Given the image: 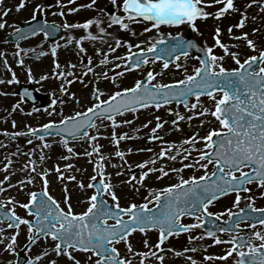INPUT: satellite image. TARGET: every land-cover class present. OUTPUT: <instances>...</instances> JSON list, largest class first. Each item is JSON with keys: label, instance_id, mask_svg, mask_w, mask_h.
I'll use <instances>...</instances> for the list:
<instances>
[{"label": "snow or ice", "instance_id": "1", "mask_svg": "<svg viewBox=\"0 0 264 264\" xmlns=\"http://www.w3.org/2000/svg\"><path fill=\"white\" fill-rule=\"evenodd\" d=\"M2 3L3 0H0V4ZM75 3L76 0H67V4L63 0H56V5L60 9L58 14L65 16V8H67L68 13H76L85 7L95 8L97 0H89L88 4H80L75 7L68 6ZM111 4L117 11L107 12L103 8L97 10L107 16L106 27L104 26L105 21L99 15L82 23L72 24L65 21L63 27L65 29L83 28L86 31V35L78 39L73 36L67 38L66 44L75 43L78 46V55L79 53H86V49L82 46L83 41L99 40L106 42L104 40L105 36H112L114 42V45H108L109 52L115 53L118 48L127 47L128 51L124 56L114 57L115 60H120L122 63L114 64L113 67L116 69L122 68L123 70L116 72L111 77L113 83L126 72L139 69L142 65L155 63V60L163 59V68L167 69L172 60L166 57H173L174 53L179 52V55L174 56V59L178 61L181 55L188 57L187 48L197 47L191 41L178 40L171 47H164L157 51L158 43H163L161 39L160 41H153L147 48H143L141 45L147 43V41L141 40L139 43L133 44L129 40H122L108 31L113 26H118L120 30L131 31L133 36H136L137 33L130 25L141 22L150 24L149 27L143 29V32L159 29L161 25H180L183 23H188L194 30L199 31L195 23L197 19H208L211 17L219 20L227 14L240 12L239 22L230 25L227 29L228 37L231 40L246 42L247 46L258 52V54L247 56L246 59L241 61L239 53L231 51L233 47H239V44L230 45L224 43L222 39L223 30L217 25L214 33V45L209 46L205 42L203 48L204 56L199 60L200 66L194 68L192 74H187V68L181 64H175L177 69L184 67L186 75L183 80H177L171 84H153L152 81L158 74L149 70L145 79H138L133 86L123 87L108 94L107 99L102 98L104 92L96 87L92 93L95 102L84 111H76L73 115H63L61 113L59 120L50 119L47 123L40 125L39 128L27 126V131L9 133L7 130H3L2 134L10 136L12 139L20 136H29L43 141V144L39 146L40 163H44L49 158L44 153V149H50L52 144L56 143V141L50 142L46 140L45 137L59 136L60 140L58 143L67 152V155L60 156V160L70 161L73 157L83 155L89 159V162H93L92 157L96 154L94 171L100 176V179L97 180V176L93 175L87 185L82 181L79 182V187L82 189H96L95 193L88 197L89 204L87 210L83 212L77 213L74 211L67 185L64 186V204L67 205V210L49 192L50 181L48 180V173L53 170L61 181L65 179L69 181L76 180L75 175H66V172L76 167L70 162L65 163L63 167L58 163L54 169L41 171L39 175L44 185L41 193H28L29 199L27 203H21L13 197H9L6 202L0 201V244L4 245V251H16L15 246L21 226L26 225L28 229L27 247L29 250L41 239L47 240L50 237L56 242L50 249H45L41 254L27 259L26 264H38L42 259H48V264H60L61 257H66L71 264H82L81 260L74 255L75 252L90 253L87 257L88 264H133V261L122 256L120 250L116 247V244L121 241L126 243L128 252L131 255L141 257L139 264H147L149 257L159 261V264H164L167 251H172L175 256L179 257L184 252H196L198 250L195 246L185 248L183 251H177L172 248L165 249L162 247L164 242L173 235H179L182 232L191 233L193 229L203 226L205 217L215 216L219 219L223 214L209 211V206L219 198L235 192L234 207H238L243 198L253 202L246 205V208L251 209V212L242 216L241 214L245 213V208H240L239 213H233L231 209H228L227 214L231 223L225 222L228 224L227 227L217 225L215 231L206 230L205 233L199 236L189 235V242L203 240L207 236L213 238L214 244L231 245L230 248L225 250L223 255H205L204 259L206 261L227 260L235 253L238 259L234 261V264H264V209L254 207L255 196L252 194V189L247 187V185L255 183L258 188L264 189V48H257L256 41L250 38L248 32L241 31L240 35H236L233 31L234 28L243 30L245 27L248 21L246 9L256 5L261 12H264V0H248L244 5L245 11H241L235 0H122V4H118V0H111ZM25 6L26 0H20L16 5V10L20 11ZM210 8H215V11H208ZM45 9L46 5H35L32 19L35 20L37 13L45 11ZM120 9H122L124 15L118 14ZM10 11V8H0V17H7ZM252 19L255 20L256 17L253 16ZM93 25L98 29L99 35L90 31ZM7 26V20L0 18V29H5ZM54 30L55 25L48 30H45L44 27H37L30 30V34L35 36L42 31L47 37ZM258 31L259 29L257 28L252 29L253 33ZM15 32L18 39L27 38L21 29L17 28ZM142 34L140 33V35ZM16 47L19 49L15 53L17 57L22 52L25 55L28 51L35 52V49H20L18 43ZM59 47L60 45L56 44L51 48L53 57L57 56ZM215 47L221 49L223 55H217L214 52ZM134 48L139 51L134 52ZM96 52L101 57L99 65L106 66L109 63L108 53L104 52L103 49H96ZM149 53H156L155 60L150 59ZM44 55H47V53L40 51L37 58ZM0 57H5L4 66L8 71H12L5 53L0 52ZM226 57L233 59L238 67L231 69L224 67L223 61ZM17 62L23 65L25 61L20 58ZM54 65L55 68L52 75L56 78H64L60 85V91L64 94H69L79 103L75 93H70L69 89L65 87V84L71 85L73 83V80L67 79V77L73 76L75 80L83 83V77L94 71L93 58L90 56L87 58V64L84 65L86 70L80 76L75 74L76 64L71 61L68 62L65 70H61L58 60L54 61ZM29 78L32 79L31 69H29ZM94 78L96 80L101 78L109 79V73L107 71L96 73ZM40 79H48V75L44 74ZM5 82L8 84L18 82L14 71H12L11 79L7 81L0 80V84ZM221 93L222 95L218 96ZM0 94L7 95V93ZM22 96L31 97L32 93L25 89ZM191 96H195V103L190 102L189 97ZM202 96H207L210 101H213L214 108L205 106L200 99ZM53 97L50 105L51 111L45 109L50 117L55 114L54 106L57 103L61 105L65 103L62 98H55V94H53ZM173 101L177 104L182 103L184 108L191 111L192 114L185 116L179 111L169 108L168 112L175 116V119L170 121L173 128L169 131H180L181 121L187 120L190 122L194 117L207 115L215 117L219 121L220 128H213L204 136H200L199 132H195L179 142H169L165 141L163 135L159 134L169 121L156 116L155 127L151 128L147 139L149 142H161L159 152H155L151 148H137V152L148 151L152 152L153 155L136 165L141 170L139 178L133 173L127 181H122V183L131 184L134 190L139 191L136 184L143 186L151 173L159 172L158 180L167 177L169 172L182 173L185 168L204 169V173L200 176L192 175L187 179L179 175L178 183L169 184L160 190H150L151 199L145 197V203H131L127 207H122L120 198L110 182V174L109 178L105 179L104 168L111 154H104L101 151L103 146L98 141L101 138L109 139L117 147L114 155L123 159L126 153L119 149L120 142L138 137L129 136L126 132H118L117 129L122 125H132L136 117L133 119H118V117L130 112L138 113L141 109L153 106L156 109H160ZM17 108H19V103L14 105L12 110L15 111ZM198 108L199 111H197ZM37 110L33 108V111ZM105 121L109 123L106 124L104 123ZM151 123L152 121L149 120L138 128L133 129V131L139 133L142 128H147ZM200 123L203 125L207 121L201 120ZM109 126L112 128L110 135L100 132V128L107 129ZM12 127H17L15 120L12 121ZM92 129H95V134H90ZM39 130H43L44 135L37 136ZM81 139L90 142L91 151L75 152L71 141ZM200 141L204 142L203 149L196 147ZM27 143L29 145L33 144V139L29 138ZM185 145H188V147H185ZM0 147H5V145L0 144ZM35 151L36 149L34 148L28 153H24V155L33 157L20 169L22 172L29 171L25 179L17 181L14 185L10 182V176L14 175V173L5 175L4 179L0 180V193L5 192L7 188L17 187V185L23 189L26 183H34V177L31 173L36 172ZM132 151V148L127 149L129 153ZM194 151L198 153L196 157H192V152ZM20 154L21 149L18 146L16 153L13 155ZM177 157H180L181 160L180 168L163 164L159 168L155 166L157 161L161 159L167 158L175 162ZM5 159H7V163L4 164L3 170L8 172L13 161L8 157ZM189 159L192 160V163H183V161ZM202 161L205 162L202 163ZM149 165L152 166L149 167ZM209 165L213 166L211 172L208 171ZM113 167H117V165H113ZM131 167L129 165V172H131ZM244 169H248V171ZM76 170L80 171L79 168H76ZM236 173H239V176ZM122 174L121 172L116 173L118 176ZM6 182L8 183L5 187ZM241 193H249V195L242 197ZM104 194L111 196L114 202L113 205H109L103 199ZM260 196L264 197V191L260 193ZM153 203L157 207L156 211L149 207ZM6 204H12L13 207L4 210ZM16 205L28 210L34 220H28L18 215L15 210ZM252 213H259L260 215H252ZM186 215L194 217L197 222L194 224L183 223L182 217ZM249 217H251V220L246 227L254 229V231L243 233L240 225L244 220H248ZM110 219L115 222L109 224L108 221ZM5 222H7L8 229L14 228L16 230L10 236L6 234V229L3 227ZM212 223L215 225L216 221L213 220ZM257 225L261 227L258 229ZM153 229L159 232L157 243L150 245L146 239L144 246L148 251H135L128 240L130 235L137 230L146 235L147 231ZM233 230H237L238 234L231 236L227 241L217 235L218 232L231 234ZM254 240H259L260 243L256 244L253 242ZM204 247L206 251L210 245ZM245 248L247 251L244 250ZM157 252L160 254L158 255ZM93 257H96V259H93ZM187 260L190 261V264H198V261L191 256H188Z\"/></svg>", "mask_w": 264, "mask_h": 264}, {"label": "rangeland", "instance_id": "2", "mask_svg": "<svg viewBox=\"0 0 264 264\" xmlns=\"http://www.w3.org/2000/svg\"><path fill=\"white\" fill-rule=\"evenodd\" d=\"M27 1V0H26ZM37 4L46 5L45 11H54L56 13L55 17L51 20H59L57 25L60 27L62 33H66L61 35L58 42H47L42 37L39 39H29L26 41H22L19 43L20 49L30 50L35 49V52L28 51L25 55L23 52L19 57L15 55L19 49H17V44H7L3 40V36L8 35L12 31L15 30L16 26L15 23L18 19L23 21L28 20L30 17V10L31 6H27V9L24 13L21 14L20 11L16 10V3H13L11 0H4L2 5L5 3H9V6L6 7L7 9H11L7 17H0L2 19H6L8 22V26L5 29H0V52L5 53L6 58L8 60V64L11 67V70L15 72L18 82H13L11 84L3 83L0 85L1 93H7V95L0 94V144L5 145V147H0V180H3L5 175L9 173H14V175L10 176V182L12 184H16L17 181L24 180L25 177L29 174V171H20L24 164H26L30 159L28 155H24V153H28L31 149H36L34 153V158L37 161L36 165V172L31 173L34 177V183H26L25 187L21 189L19 185L14 188H7V190L3 193H0V201H7L9 197L15 198L17 201L21 203H27L29 199L28 193L42 190L43 188V180L41 179L39 173L46 169H54L55 166L59 163L61 167L67 162L74 164L76 167L73 168L71 171L66 172V175H75V181H69L67 179L61 181L58 179L56 172L53 170L48 173V180L49 183V192L50 194L55 197L58 201H60L61 206L65 207L67 210V205L64 204V186L67 185L68 192L71 194V204L75 212H83L87 210L89 200L88 197L94 194L93 188H80L79 182H84L87 185L90 182V178L93 175L97 176V180L100 179V176L94 171V162L96 160V154L93 155L92 161L89 162V159L83 155L79 157H73L70 161L60 160L61 155H67L65 148L58 143L60 140L57 137H49L46 138L48 141H56V143L52 144L50 149L45 148L44 153L49 157L44 163L39 162L40 157V148L39 146L43 144V141L38 140L34 137L28 136H20L16 139H12L10 136H6L2 134L3 130H7L9 133L15 131H27V126H31L33 128H39L40 125L47 123L50 119L51 120H59L61 118V113L63 115H73L76 111H84L87 107L91 106L95 100L92 95L94 89L98 87L102 92H104L103 99H107L108 94L115 92L123 87H131L135 83L136 80H140L144 76H146L147 71L152 70L158 75H156L155 79L152 81L153 84H171L177 80H183L185 78V71L184 67L187 68V74H192L194 68L199 67V62L191 55L188 57L181 56L178 61H174L167 69L163 68V63L156 61L155 63H149L147 65L142 66L139 69H135L129 72H126L123 76H120L116 79L115 83L112 82L111 77L116 73L120 72L123 69L119 68L116 69L113 67L114 64H120L122 61L115 60L114 57L117 56H124L128 51L126 46H122L116 50L115 53H111L108 51V45L113 44L112 36H105L104 40L106 42L97 41H88L85 40L82 42V46L86 49V53H79V48L75 43L66 44L67 38L69 36H73L75 38H79L81 36L86 35V31L83 28H74V29H65L63 27L65 21L68 23L75 24L77 22H84L89 18H93L96 16H100L101 19L104 21L107 20V16L99 13L98 9H105L111 11H117L112 4L111 0H97V4L95 8H81L80 13L74 14V17H63L60 16L57 12L60 11L59 7L56 5V0H34ZM65 4H67V0H63ZM248 2V0H235L237 6L241 9V11H245L244 5ZM89 0H76L74 5H68L69 7H75L80 4H88ZM36 4V5H37ZM118 4H122V0H118ZM1 6V4H0ZM1 8V7H0ZM35 8V7H34ZM109 8V9H108ZM5 9V8H4ZM45 11L42 13L45 14ZM65 13L67 14V8L64 9ZM208 11H215V8H210ZM110 12V11H107ZM248 21L243 28L236 29L234 28L233 31L236 35H240L241 31L248 32L250 34V38L256 41L257 48H264V12L260 11V8L256 5H253L251 8L246 9ZM121 12L118 11L120 15ZM21 14V17H20ZM124 15V14H122ZM255 16L256 19L253 20L252 17ZM20 17V18H19ZM61 17L60 19H58ZM240 19V12H234L231 14L225 15L221 19L217 20L215 18H208V19H199L201 22L197 27L199 31L193 29L195 33L197 41L200 43L202 47L205 46V42L207 45L212 46L214 45V33L215 27L219 25L222 32V39L223 42L230 45L239 44V47H233L231 51L239 53V58L241 61L247 58V56L257 55L258 52L250 49L246 42L244 41H236L231 40L228 37L227 29L230 25H234L239 22ZM63 20V22H62ZM105 27L107 26V21H105ZM150 26V24H149ZM180 27L169 31L167 28H161V30H167L170 35H176L178 33L184 32L186 29V25H179ZM132 29H134L137 33L136 36H133L131 31H124L120 30L118 26H113L112 28L108 29L114 36L121 38L122 40H129L133 44L139 43L141 40L147 41V43L142 44L141 47L147 48L149 44L153 41L157 40V34L155 33V29H152L150 32H143L145 27H148L147 23H133L130 25ZM257 28L259 29L258 32L253 33L252 29ZM161 30H158L159 33H162ZM94 34L99 35L98 29L93 25L90 28ZM68 33V34H67ZM73 34V35H70ZM140 33H143L140 35ZM151 38V39H149ZM59 44L60 47L57 49V56L53 57L51 54V48ZM96 49H103L104 52L108 53L109 63L106 66L99 65V60L101 57L97 54ZM40 51H44L47 55L40 56L37 58L38 53ZM134 52L139 51L138 49H133ZM214 52L217 55H223V52L218 47L214 48ZM93 58V66L94 71L93 73H89L87 76L83 77V83L75 80L73 76H68L67 79H72L73 83L71 85L65 84V87L69 89L70 93H75L76 97L79 99V103L76 102L69 94H64L60 91V85L64 78H56L52 75L53 70L55 68L54 61L58 60L59 64L61 65V70H65L66 66L69 61L76 64L75 74L80 76L83 71L86 69L84 65L87 64L88 57ZM20 58L24 59V64H18V60ZM4 59L5 57H0V80L7 81L12 77V71H8L4 66ZM154 60V59H152ZM83 61V63H81ZM181 64L182 68L177 69L175 64ZM224 67L231 69L236 68L238 65L235 63L233 59L230 57H226L223 61ZM29 69H31L32 79L29 78ZM107 71L109 73V79H99L96 80L95 74L96 73H103ZM44 74L48 75V79L41 80L40 77ZM29 82L35 87V90L39 92L42 96L40 100L42 102L41 107L38 108L37 111H33V106L29 107L25 105L23 102L20 101L19 98H16L13 95V90L17 88L19 83H27ZM16 83V84H15ZM53 94H55V98L60 99L62 98L65 103L63 105L57 103L55 107V114L51 117L47 114L45 109L51 111V101L54 98ZM222 95V94H218ZM201 101L205 106L210 108H214V102L210 101L207 96H202ZM190 102L195 103L196 98H191ZM19 103V108L13 111V106ZM32 108V109H31ZM172 108L179 111L181 114L185 116L191 115V111L185 109L183 106L179 105H166L161 107L160 109H156L155 107H149L147 109H141L138 113H126L122 117H118V119H133L132 125H122L120 128L117 129L118 132L121 133H128L129 136H137L138 138L123 140L120 142L119 149L125 151L126 155L123 159L114 155L117 147L113 145L109 139L101 138L99 139L98 143L102 145L101 151L104 154H111L109 160L106 162V166L104 168L105 172V179L109 178L110 174V182L114 186V190L116 191L117 195L120 198V203L122 207H127L131 203L141 204L145 203V197L151 199L149 195L150 190H160L168 186L172 183H178L179 179L178 176L182 175L185 179L192 175L200 176L203 175L204 169H197V168H185L182 173H175L169 172L167 177L162 179H157V176L160 175L159 172L151 173L149 177L145 180L143 186L140 184H136V187L139 188V191L134 190L133 186L128 183H122V181H127L131 174H135L137 178L140 175V169L136 167V165L142 163L144 160L149 159L152 157L153 153L148 151L137 152V148L143 149H154L155 152H159L161 142L160 141H153L149 142L147 136L150 134L151 128L155 127V117L160 116L163 120L169 121V123L165 124L164 129L162 132H159L160 135H163L165 141H176L179 142L188 136H191L195 132H199L200 136L207 135L208 131L213 128H220L219 122L215 121V119L211 115L203 116V117H194L192 121H181L180 122V131H169L173 128L170 121L175 119V116L171 115L168 112V109ZM31 111V112H30ZM199 111V108L197 109ZM11 113V115H9ZM30 113V114H29ZM15 120L17 122V127H12V121ZM152 121L151 124L148 125L147 128H142L139 133H135L133 129L138 128L140 125L146 123L147 121ZM205 120L207 123L201 125L200 121ZM99 123V121H97ZM104 123L108 124V121ZM100 132L104 133L105 135H110L112 132L111 126L107 129L100 128ZM90 134H95V129L90 130ZM29 138L33 139V144L29 145L27 140ZM72 146L75 149V152L83 153L85 150L91 151L90 142L87 140L81 139L77 141H71ZM204 142L200 141L197 143L196 147L203 149ZM20 147L21 154L20 155H13L16 153L17 147ZM188 147V145H185ZM128 148H132V152H127ZM206 150V149H205ZM198 155L197 152H192V157H196ZM6 157L10 158L13 163L10 166L8 172L3 170L4 164L7 163ZM205 161H202V163ZM183 163H192V160L183 161ZM168 165L174 166L176 168L181 167V160L180 157H177L175 162L168 160L167 158L161 159L157 161L155 165L159 168L161 165ZM113 165H117V167H113ZM129 165H131V172L128 171ZM152 165H149L151 167ZM76 168H79L80 171H77ZM146 170V169H145ZM213 170V166L209 165L208 171L211 172ZM117 172L123 173L122 175H116ZM8 182L5 183V187ZM252 189V194L255 196L254 200V207L255 208H262L264 207V197L260 196V193L264 191V189L258 188L256 185L248 186ZM249 193H241L242 197L248 196ZM236 196V195H235ZM235 196H231L230 198H225L224 200L213 204L210 206L209 211L213 213H222L223 215L220 217L222 219L226 218L227 210L231 209L233 212L234 210H238L241 207L239 204L238 207H234ZM104 199L113 205L114 202L111 199V196L108 194H104ZM242 200L246 201L248 204L253 203L252 201H248L246 199ZM13 207L12 204H6V208ZM18 215L28 220H31V216H29L24 208L16 205L15 208ZM192 224L196 223V219L192 221H187ZM184 221L185 224H188ZM3 227L6 229V234L11 235L14 231H9V229L3 224ZM261 227V226H260ZM260 227H257L258 229ZM254 231V230H253ZM202 233L196 229L192 236H199ZM223 240L227 241L230 239L231 236L229 235H219ZM28 229L27 227H21L20 234L17 239L16 243V251L23 247L25 244L28 245ZM156 235L151 232H147L145 235L144 233L137 234L132 233L128 238L129 242L131 243L133 249L137 252L141 251H148L147 248L144 246V241L147 239L150 245H155L158 241ZM256 244H259V240L253 241ZM55 242L48 238L47 240L41 239L37 242V244L33 245L29 250L30 258L35 257L38 254H41L45 249H50L54 246ZM206 245H210L207 247L205 251ZM195 246L198 250L196 252H184L182 256H175L172 251H167L165 254L164 264H190V261L187 260L188 256L193 257L198 264H234L236 257L233 255L232 257L228 258L227 260H212L206 261L204 259L205 255H223L227 248H230V244H214L213 238L205 237L203 240H197L193 242H189V236H179L175 237L174 239H170V241L164 243L162 245L165 249H175L177 251H183L185 248H191ZM116 247L120 250L122 256L127 257L128 259L133 261V264H139L141 257L133 256L128 252L127 245L124 241L119 242L116 244ZM15 252L4 251V245L0 244V264H14V256ZM155 251V249H153ZM159 255L160 253L157 252ZM74 255L77 256L78 259L81 260L82 264H88L87 257L90 254H80L75 252ZM51 258V257H49ZM93 259H95L93 257ZM38 264H48V259H42ZM60 264H71L70 261L67 260L66 257L60 258ZM147 264H159V261L155 260L154 258L149 257Z\"/></svg>", "mask_w": 264, "mask_h": 264}, {"label": "water", "instance_id": "3", "mask_svg": "<svg viewBox=\"0 0 264 264\" xmlns=\"http://www.w3.org/2000/svg\"><path fill=\"white\" fill-rule=\"evenodd\" d=\"M34 25H35V23H33V22H32V23H25V24H22V25L20 26L19 29L22 30L23 34H24L26 37H29V36H31V34H30V30H32V29H36V28L38 27V26H34ZM40 25H41V24H40ZM183 37L187 38L188 41H191L193 44L196 45V43H195L194 40L190 37V35L183 36ZM181 38H182V37L170 38V39H168L169 42H168L167 44H169V46L171 47L172 44H174L176 41H178V40H182ZM9 39H10L11 41H15V42H18V41L20 40V39L17 38V34H16V33H14L13 35H11V36L9 37ZM186 50H187L189 53H193V54H195L196 57H198L199 59L202 58V57L204 56V52L201 51V50L198 48V46L195 47V48H187ZM175 55H179V52L174 53L173 57H166V58L171 59V60L173 61ZM23 97H24V96H23ZM37 133H38L39 136H40V135H44L43 130H40V131H38ZM95 190H96V189H95ZM38 194H39V193H38ZM156 210H157V207L153 208V211H156ZM18 255H19V257H20V261L18 260V263H17V264H23V263L26 261V258H24V257L22 256V252H20Z\"/></svg>", "mask_w": 264, "mask_h": 264}]
</instances>
